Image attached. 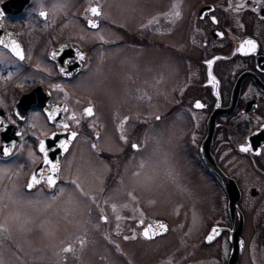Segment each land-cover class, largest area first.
Instances as JSON below:
<instances>
[{"label": "flooded vegetation", "instance_id": "af4514ba", "mask_svg": "<svg viewBox=\"0 0 264 264\" xmlns=\"http://www.w3.org/2000/svg\"><path fill=\"white\" fill-rule=\"evenodd\" d=\"M141 2L148 6L147 12L126 27L109 22L103 0H74L58 22H53L46 12L45 16L39 14L40 0H0V37L6 41L15 39L25 56L21 60L0 46V166L15 171L25 194L51 197L69 179L62 175L63 160L73 141L83 138L93 150L91 167L96 172V178L88 176L94 186L87 196L75 186L82 198L89 199L87 209H96L95 224L89 225L91 219L84 217L83 229L71 235L60 231L54 241L64 240V248L77 247L72 251H77L72 253L73 259L68 252L61 253L62 260H55L51 253L50 257L31 253L36 246L31 245L44 239L42 233L36 234V228L25 235L9 234L3 240L2 264H83L87 257L92 259L96 254L93 252L99 246V238L106 241L121 264H264V0H186L190 4L184 18L186 25H182L183 0ZM168 2H179L180 17L175 22L178 31L175 30L173 44L149 35L148 21L157 14L161 16V12L163 30L167 28V19L175 11L166 9ZM97 5L100 17L89 11ZM63 19L73 22L81 33L60 32ZM89 20H94L97 27H91ZM107 27H112L108 38L101 40L100 32L89 35ZM123 28L126 34L121 31ZM246 39L256 42L255 53L237 51ZM145 47L174 52L180 59L181 81L170 88V93L177 102L180 118V158L190 160L193 171L189 176L195 188L190 195L191 207L183 203L177 208L173 224L166 216L147 213L143 203L134 198V189L124 185L129 169L140 170L152 152V145L145 142L144 136L154 125L152 117L159 119L160 113H149L155 107L148 101L150 93L145 92L149 96L145 110L137 116L143 107L130 106L139 95L131 91L133 102L125 105L119 112L123 115L111 123L117 144L104 148L99 141V125L84 115L89 106L95 112L94 102L73 96L67 84L85 71L97 54L102 63L106 57L126 58L131 52L135 62L141 56L149 58ZM81 54L83 60L79 59ZM209 60L211 66L207 64ZM209 72L215 77L212 83ZM197 102L204 107H194ZM169 103L161 111L162 117L174 110V101ZM65 107L67 112L62 111ZM55 108L61 111L57 119L49 120L47 117ZM73 113L75 121L68 119ZM129 113L134 120L124 121ZM63 123H68L69 128H63ZM73 131L76 136L68 144V151L59 149L60 142ZM41 140L45 141L49 158L55 157L54 162H59L60 172L54 187L42 182L30 189L27 184L31 176L49 173V165L43 163L44 154L39 151ZM133 144L137 147L133 148ZM242 147L251 150L242 151ZM4 148L10 150V155L3 154ZM173 157L168 167L181 168ZM110 184L114 188L107 192ZM108 195L111 196L106 199ZM160 224L165 228H158ZM213 229L217 234L208 240ZM145 230L150 238L144 237ZM125 243H130L129 252ZM3 245L11 253H5ZM155 245L161 246V252L148 253ZM12 248L17 252L13 253Z\"/></svg>", "mask_w": 264, "mask_h": 264}, {"label": "rangeland", "instance_id": "374dc122", "mask_svg": "<svg viewBox=\"0 0 264 264\" xmlns=\"http://www.w3.org/2000/svg\"><path fill=\"white\" fill-rule=\"evenodd\" d=\"M74 0H70L69 8L73 5ZM106 18L110 19L109 22L114 21L115 23L121 24L126 27H130L132 20H136L139 15L145 14L147 12L148 6L142 4L141 0H103ZM169 1V0H167ZM43 3H49V0H42ZM182 10V25H186V16L189 13L190 4L183 0ZM186 2V3H185ZM173 3L168 2V7L166 9H174ZM179 20V19H178ZM59 21V17L56 19ZM37 22V21H36ZM167 28L164 29V24L162 23V12L161 16L157 14L150 18L148 24L151 25L150 36L153 39H163L168 43L173 44L177 37V29H176V19L173 20V16H169L167 19ZM38 23V22H37ZM38 28L40 24L38 23ZM59 30L69 31H78L81 33V29L75 27L73 22L68 20H62L59 24ZM112 27H107V29H103V31H97L89 33V35L96 36L97 34H103V38L105 39L110 36V30ZM183 28V27H182ZM176 30V32H175ZM124 34L127 33V30L123 28ZM100 32V33H99ZM154 44V43H153ZM151 44L150 46H154L156 44ZM179 44V40L177 42ZM157 46V45H156ZM149 51V58L147 59L145 56H141L137 58L134 62L132 60V53L127 52L130 56L123 58L118 55V58L106 57L102 63L100 55L97 54V58L93 61L92 64L85 69V71L81 72L72 82L67 83L69 88H71V92L73 96H83L85 98H90L94 102V114L90 118V122L94 124H98L101 129V136L99 141L103 143L104 148H111L117 144L115 139V133L112 129V120H114L117 116H122L123 114H119L120 111L123 110L124 106H129L132 102L131 91L138 93V98L134 99L135 106L143 107L137 116L140 114L143 115V111L145 110L146 100L149 96L144 95L145 92L150 93V104L153 109H150L152 113L154 110H157L160 113L159 119H153L154 125L156 129L159 130L161 136V144L162 147L167 150L168 153L171 154V158L175 154L176 156L173 158H177L180 167L176 169V167L172 168H164L160 170L157 174V178L150 182L145 188L142 189H134L133 193L134 198L139 199L146 210L147 213L163 215L170 219V223L176 221V212L175 210L187 203L189 207L192 205L191 192L195 188V184L193 181H190V174L192 175L193 166L190 163V160L185 157V159L180 158L179 150H180V135L181 131L180 127V118H178V108L177 102L170 93V88L175 84L180 83L181 79V70L179 69L180 59H177V55L174 52H168L166 50H162L160 48H150L148 50L146 47L144 48ZM100 59V62H99ZM99 68L101 70V77L98 82V86L95 92L88 93L79 87L80 81L87 77L92 71ZM137 86V87H133ZM139 86V87H138ZM138 88V89H136ZM127 90L129 95H127V99L123 93ZM161 95H167L166 97H161ZM137 96V95H136ZM143 97V99H140ZM168 99L166 102L165 99ZM174 101V105L172 106L174 110L170 111V113L166 117L161 116V111L165 106H170V101ZM181 106V105H180ZM147 112V111H146ZM180 113V111H179ZM127 119H123L124 121L130 122L134 120L133 114H126ZM129 117V118H128ZM168 118V119H166ZM166 119V120H165ZM122 120V121H123ZM179 122V123H178ZM182 122V119H181ZM159 124V125H158ZM152 127V128H153ZM167 132V135L165 133ZM167 147V148H166ZM153 149V146H152ZM152 149H150L152 151ZM152 153V152H151ZM94 156L93 150L88 148L86 145V141L83 138L77 139L73 141L70 150L63 160V173L64 178L68 176V180L63 183L65 189L75 191V184L71 181L76 180V182L80 185V180L84 174L87 176L94 175L96 178V172L91 167V160ZM25 162L27 161V157H24ZM106 163V162H105ZM127 162L124 165H126ZM106 167V165H105ZM182 169V171L180 170ZM138 168L129 169L127 173V181H125L124 185L128 184V177L133 172H138ZM194 181H198L197 179H192ZM95 182V179H94ZM94 186V185H93ZM92 186V189H93ZM131 187V186H128ZM114 188L113 184H110L107 187V192H110V189ZM76 192V191H75ZM190 197L182 199L181 196ZM111 195H108L106 199H109ZM82 198V197H81ZM87 205H90L89 199H84ZM84 217H88L91 219L89 225L95 224L93 220L96 217V209H87L84 216L81 218L82 222L84 221ZM36 234H41L39 228L36 229ZM106 241L102 238L98 240V247L94 249L92 259L87 257L83 264H121L118 260V257L115 256L110 247H108L105 243ZM161 242V240L157 241ZM55 244V247L50 246V242L46 239L40 240L37 244L33 243L31 247L33 251L31 253H40L44 256L47 255L50 257L51 253L55 260H62L61 253L64 248V244L66 243L64 240L58 239L56 242H51ZM74 243V242H73ZM75 245L77 243H74ZM7 245V244H6ZM127 252L130 249V243L124 244ZM10 250V247L7 246ZM1 248V247H0ZM73 250H77V247H73ZM3 249L5 253H11L5 248L3 245ZM6 249V250H5ZM15 249V248H14ZM12 248L13 253L17 252ZM79 250V249H78ZM77 252V251H76ZM76 252H68L71 253V259L75 257L74 254ZM160 253L161 246L155 245L149 249L148 253ZM2 253V252H0ZM46 257L47 261L48 258ZM49 262V261H48Z\"/></svg>", "mask_w": 264, "mask_h": 264}, {"label": "clouds", "instance_id": "9594fccd", "mask_svg": "<svg viewBox=\"0 0 264 264\" xmlns=\"http://www.w3.org/2000/svg\"><path fill=\"white\" fill-rule=\"evenodd\" d=\"M70 0H49L39 3V11L46 12L53 22L61 15H65ZM101 70L97 68L80 81L79 87L85 92H95L101 77ZM124 96L129 95L127 90ZM143 99V97H140ZM144 140L152 145V153L146 159L138 172L128 177V184L134 189L145 188L157 178L163 168L171 165V154L161 144V136L155 127L146 131ZM83 192L88 194L92 183L87 174L80 180ZM55 196L48 197L43 193L27 195L22 191V184L14 170L0 166V228L6 229L8 234L25 235L39 228L44 239L51 247L57 234L65 231L69 235L83 229L82 217L87 211V203L80 194L73 190L62 188ZM86 196V195H84Z\"/></svg>", "mask_w": 264, "mask_h": 264}, {"label": "snow or ice", "instance_id": "6c2138e0", "mask_svg": "<svg viewBox=\"0 0 264 264\" xmlns=\"http://www.w3.org/2000/svg\"><path fill=\"white\" fill-rule=\"evenodd\" d=\"M243 6L244 5H238L237 7L238 8H242ZM173 8L175 9V11L173 12V19H179V17H180V11L178 10L179 9V2L174 4ZM89 11L91 12L92 16H94V17H100L102 15L100 7L98 5L97 6H92L89 9ZM39 14L41 16H45L46 15V13L43 12V11H40ZM213 19L215 20V18H213ZM89 24L93 28L97 27V24H96V22L94 20H89ZM100 39L103 40V36H101ZM0 46H3L5 49H9L13 55H15L16 57H18L21 60H23L25 58L24 52L21 49L20 44L15 39H11L10 38L9 40L6 41L3 37H0ZM256 49H257L256 42L253 39H246L245 41H243L241 43V45L237 49V51H240L243 54L248 55V54L255 53ZM79 59H81V60L84 59L82 54L79 56ZM207 64L209 66H211L212 61L211 60L207 61ZM209 77H210L209 83H212L215 80V77L212 76L211 72H209ZM56 87H59V86H56ZM194 107L203 108L204 105L201 104L200 102H197L194 105ZM60 111H61V109H59V108H55V109L51 110V112L49 113L47 118L49 120L57 119V114ZM62 111L67 112L68 108L65 107V108L62 109ZM93 114H94V112H93V107L92 106L86 107L84 109V115H86L88 117H91V116H93ZM68 119L75 121L76 120V115L73 113L72 115H70L68 117ZM125 119H127V118H125ZM62 127L65 128V129H68L69 125H68V123H63ZM123 127L124 126H123V122H122L121 125H120V128H121L122 131H123ZM75 136H76V133L74 131L70 132L69 138L66 139L65 141H61L60 142V144L58 146L59 149H63L65 152L68 151V144L71 143L72 139L75 138ZM121 138L123 139L124 137L122 136ZM132 147L136 148L137 145L133 144ZM241 150L242 151H249L251 149L249 147H242ZM2 151H3L4 155H6V156L10 155V150L9 149L4 148V149H2ZM39 151H40V153L44 154L43 163L46 164V165H49V173L41 174L39 177H37L36 175L31 176L30 179H29V182L27 184V187L30 188V189L33 188L34 186L40 185L42 182L45 183L48 187H54L56 185V183H57L55 177L60 172V164H59V162L58 161L54 162L55 157H53L51 159L49 158L48 149H46L45 141H43V140H41L40 143H39ZM71 182L76 185V188L80 191L81 195H86V196L88 195V194L83 192V189L80 188V185L76 182V180H72ZM59 191L62 192L63 189L61 188ZM53 196H55V195H53ZM124 207H127V205H124ZM112 208H113L114 212L117 211V208H116L115 205H113ZM120 218L121 217L119 215L116 216L117 220H119ZM101 219L106 221L107 217L102 216ZM158 228L164 229L165 225L160 224V225H158ZM212 231H213V234H210L207 237L208 240H213L214 239V234H217L216 229H213ZM8 235L9 234H8L6 229L0 228V247H2L3 240L8 238ZM143 235H144L145 238H150L149 237V233H148L147 230L144 231ZM132 238L134 239L135 236H133ZM125 239H128V237H125ZM62 251L63 252H72L73 249L71 247H65V248L62 249ZM0 264H2V261H0Z\"/></svg>", "mask_w": 264, "mask_h": 264}]
</instances>
